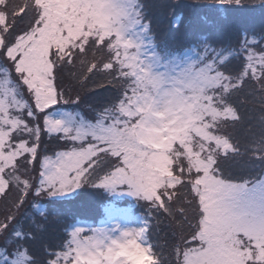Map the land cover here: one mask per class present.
Wrapping results in <instances>:
<instances>
[{
	"label": "snow or ice",
	"instance_id": "1",
	"mask_svg": "<svg viewBox=\"0 0 264 264\" xmlns=\"http://www.w3.org/2000/svg\"><path fill=\"white\" fill-rule=\"evenodd\" d=\"M251 2L164 5L175 37L199 14L239 36L225 44L211 31L159 40L146 0H0V264H162L146 221L74 226L60 250L36 248L49 204L85 185L179 213L175 264H264V18L256 33L232 15ZM66 71L101 90L93 120L61 110L82 102L64 91ZM44 135L63 150L48 155Z\"/></svg>",
	"mask_w": 264,
	"mask_h": 264
},
{
	"label": "trees",
	"instance_id": "2",
	"mask_svg": "<svg viewBox=\"0 0 264 264\" xmlns=\"http://www.w3.org/2000/svg\"><path fill=\"white\" fill-rule=\"evenodd\" d=\"M259 0H252L250 7H245L242 11H237L232 15L236 17H247L252 23L245 24L243 26L249 27L250 29H255L256 33H259V25L261 19L264 18V8L259 6ZM181 3H187L189 0H180ZM148 3L153 5L151 8V13L156 19H164L163 23L165 24L167 19L172 15L173 9L165 8L164 5L168 3H176V0H148ZM158 7H162L163 14L158 12ZM175 11H179L176 9ZM198 15H194V19L191 20L190 27L188 29V35L186 37H175L173 33L167 36V28L158 24V39L161 41H172L174 39L185 42L188 39L194 38L200 32L211 31L214 39H218L220 42H230L235 44L239 40V36L235 32H225V31H216L214 29H207L198 19ZM255 18V19H254ZM198 24H195V23ZM167 36V37H166ZM63 87L64 91L71 95L75 96L79 93L82 102L79 105L68 104L64 105V108L67 110L73 109L75 111L82 112L86 119L93 120L95 113L91 110L97 104L98 98L94 95L95 91H101L100 89H93L91 86L87 89H83L76 82L73 75L70 72H65L63 77ZM245 93L249 94V102L245 105V109L249 113V118H254L259 115L261 105L256 104L259 102L258 95H252V88L249 86L245 89ZM242 135V134H241ZM243 138V137H242ZM44 143L41 145V148L47 150V154L53 155L55 151H60L57 147L58 144L63 143L62 141H56L53 138H50L47 135L43 136ZM103 155V154H101ZM31 167V166H30ZM36 175V173H33ZM79 194L74 195L73 198L60 202L56 201L49 204L48 207V220L45 223V230L39 234V238L36 241V248L40 249L41 245H49L52 250H60V246L67 240L66 232L70 227V224L75 220V215L77 212L82 210H96L103 203L111 201L112 195L106 194L102 190L93 189L87 185L78 190ZM11 199V196L9 197ZM167 199V198H165ZM138 208L144 207L149 209L151 217H149L150 225L149 227V238L150 243L154 247V251L157 256L163 258L165 261L162 264H165L168 261V264H175V255H174V246L180 241L181 238V221L183 217L177 213V216L171 217L167 213H164L163 210L157 212L155 209L150 208L145 201L138 200L135 204ZM6 206L4 199L2 198L0 202V211H3ZM146 206V207H145ZM143 214L146 212L141 211ZM149 213V211H147ZM190 215V214H189ZM184 235L187 236V224L184 225ZM157 236L161 242L164 243V253L160 256L159 254V244L157 241ZM164 240H163V239ZM161 247V246H160Z\"/></svg>",
	"mask_w": 264,
	"mask_h": 264
},
{
	"label": "rangeland",
	"instance_id": "3",
	"mask_svg": "<svg viewBox=\"0 0 264 264\" xmlns=\"http://www.w3.org/2000/svg\"><path fill=\"white\" fill-rule=\"evenodd\" d=\"M147 2H148V0H147ZM150 11H151V9H150ZM158 12L160 14H163L162 7H158ZM194 17L195 16L193 15L192 18H191V20L194 19ZM161 20L162 21H160V19H157V21L159 22L158 24H160L162 27L164 25L167 28L166 34L168 36L170 34V32L168 31V19H167V21H166L165 24L163 23V20L164 19L161 18ZM195 24H198V23H195ZM216 40L219 41V38L216 39ZM222 43H224V42H222ZM227 43H230V42H227ZM227 43H225V44H227ZM256 104H260V103L259 102H256ZM62 111H64V110H62ZM65 111L71 112L73 114L79 113L81 117H83V118L86 119L85 115L82 112L75 111L73 109H69V111L68 110H65ZM246 112H247V110H246ZM247 116L249 118V113L248 112H247ZM249 119H252V118H249ZM86 120H88V119H86ZM111 195H112V198H111L112 201H111V203L104 204V207H102L101 212L99 214L100 217H103L104 215H106L105 217L110 218L111 219L110 221L104 220V222H102L100 224H97V225L94 224L93 225L91 223H88V224L82 223L83 221L78 220L77 222L79 224L76 225V226L84 227L85 229H89V228H91V229H97V228H113V227H118L120 230H130V229H139L140 227H142L144 220L146 222L148 221L147 218L141 217L139 215L137 217H133L132 216L133 215L132 214V209H133V207L135 206V204L139 200L137 197L128 194L127 191H125L123 193H115V194H111ZM1 200H2V198H0V202H1ZM121 204L124 205V206H119ZM108 207H111L115 211H113L111 213L106 212L105 209L108 208ZM87 234L88 233H85V235H87ZM160 239L161 238H159L157 236V241H158V244H159V248L158 249H159V254L161 256V255H163V253H164L165 250L163 248L164 243L161 242ZM149 242H150V240H149ZM161 261L164 262L165 260L163 258H161ZM168 263H169L168 261L165 262V264H168Z\"/></svg>",
	"mask_w": 264,
	"mask_h": 264
}]
</instances>
